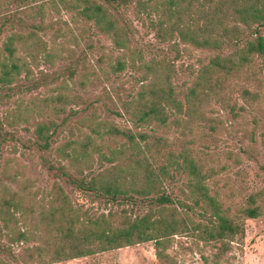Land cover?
<instances>
[{
  "label": "trees",
  "instance_id": "1",
  "mask_svg": "<svg viewBox=\"0 0 264 264\" xmlns=\"http://www.w3.org/2000/svg\"><path fill=\"white\" fill-rule=\"evenodd\" d=\"M131 5L133 19L166 50L175 51L172 59L165 53L147 58L135 45L133 20L121 12ZM61 12H69L74 24L91 22L117 51L101 54L85 69L70 61L65 69L68 79L86 89L102 76L130 71L128 81L136 89L117 98L121 112L115 114L125 115L135 128L154 124L179 129L182 146L179 151L167 149L161 135L100 118L96 106L80 120L85 130L56 147L54 120L38 121L33 143L56 155V165L48 168L117 208L94 213L74 204L58 184L39 193L30 179H19V168L9 172L5 161L0 175L9 184L0 182V249L11 254L12 245L30 244L19 251L22 264H51L154 241L156 257L165 264L173 236L192 234L215 244L216 252L204 264H220L231 243L242 238L243 218L264 216V187L238 204H225L219 190L210 186L225 165L216 169L207 164L202 150L194 149V133L206 125L215 131L212 103L237 118L246 110L237 99L247 106L263 99L264 0H0V88L31 81V65L39 58L74 57L69 43L77 46L78 41L72 27L51 15ZM28 17L37 22L28 26ZM40 31L48 32V38ZM180 45L216 53L198 66L177 65ZM226 48L231 50L223 53ZM65 84L66 79L55 95L36 103L34 111L64 113L72 97ZM260 136L264 144V131ZM14 140L0 118V145ZM174 182H179L181 198L166 193ZM136 198L148 199L155 207L143 214L120 207ZM0 264L7 262L0 258Z\"/></svg>",
  "mask_w": 264,
  "mask_h": 264
},
{
  "label": "rangeland",
  "instance_id": "2",
  "mask_svg": "<svg viewBox=\"0 0 264 264\" xmlns=\"http://www.w3.org/2000/svg\"><path fill=\"white\" fill-rule=\"evenodd\" d=\"M7 1L3 0V3ZM121 12L123 16L133 20L136 28L134 43L143 50L147 58L163 53L171 59L175 56V51L166 50L165 44L158 43L150 31L133 19L132 5ZM19 15L23 16L22 11ZM51 15L54 19L66 20L72 27L78 45L69 43V46L75 49V55L72 59L64 60L45 61L39 58L31 65V81L22 80L10 87L0 88V118L5 122V128L12 131L16 138L14 141L0 145V165L3 166L7 161L9 172L19 168L18 170L22 173L19 179H30L32 189H39V193L48 191L58 184L74 204L89 207L94 213L107 211L110 207L115 209L116 204L108 203L103 198L75 188L60 175L59 171L48 168V164L56 165V155L39 149L33 143L35 140L33 130L36 123L40 120H54L56 132L53 147L67 140L76 139L79 131L85 130L81 128L80 120L89 113L92 106L97 107L100 118L111 120L120 127L163 136L167 140L166 148L174 151H179L182 146L179 129L158 127L154 124L135 128L125 115L115 114L116 111L121 112L117 98H126L136 89V86L128 81L130 71L108 77L102 76L94 83H89L86 89H80L77 84H73L65 72L70 61L72 64L76 63L77 68L85 69L93 66L101 54H117V51L112 48L110 40L99 33L91 22L81 20L74 24L69 12L52 13ZM25 20L28 26L37 22L29 17ZM15 29L20 30L17 26ZM39 34L44 38L49 36L48 32L40 31ZM179 47L180 52L176 64H182V66L188 64L198 66L199 63H205L210 56L216 53L186 45ZM230 50L231 48H226L223 53ZM65 79V88L70 96H78L73 99L69 97L65 112L57 115L47 111L39 115L34 111L35 104L55 95L57 86ZM262 81L263 99L258 104L247 106L243 100L237 99V105L245 106L246 110L241 111L239 117L233 118L227 109L221 108L218 103H212L210 107L213 109L212 116L217 117V123H214L215 131H211L206 125L197 128L194 133L196 134L194 149L202 150V157L207 164L216 169L225 165V169L219 170L215 175V180L210 181V186L219 190L220 199L225 204H238L252 191L264 187V144L260 136L264 131V68ZM32 82H37L38 88L30 89L29 84ZM71 173L75 176L72 171ZM0 182L9 184L1 175ZM11 185L16 186V184ZM166 193L172 198H181L179 182L170 184ZM120 207L143 214L149 207L154 208L155 206L150 204L148 199L136 198L135 203L121 204ZM243 225L242 238L235 239L231 243L230 249L220 257V264H264V216L245 217ZM0 244H3V241H0ZM28 245L30 244L12 245L11 254L0 249V258L7 264H22L18 259V254ZM165 251L168 256L165 264H204V259L208 262L211 260L216 247L211 242L199 241L192 234H177L173 236L170 246ZM51 264L161 263L156 257L154 241H147Z\"/></svg>",
  "mask_w": 264,
  "mask_h": 264
}]
</instances>
